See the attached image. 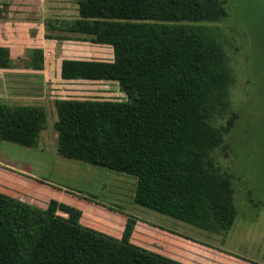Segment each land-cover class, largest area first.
Instances as JSON below:
<instances>
[{
  "label": "trees",
  "instance_id": "16d2710c",
  "mask_svg": "<svg viewBox=\"0 0 264 264\" xmlns=\"http://www.w3.org/2000/svg\"><path fill=\"white\" fill-rule=\"evenodd\" d=\"M223 1L77 0L78 17L60 29L109 45L113 58H64L60 76L116 82L124 97L54 100L56 154L133 176L135 205L207 230L234 219L201 161L219 135L208 120L223 103L229 71L200 24L225 17ZM9 65L0 46V68ZM45 125L41 106L0 101V150L3 141L36 146ZM80 217L54 199L40 207L0 192V264H185L133 243V216L119 238Z\"/></svg>",
  "mask_w": 264,
  "mask_h": 264
},
{
  "label": "rangeland",
  "instance_id": "374dc122",
  "mask_svg": "<svg viewBox=\"0 0 264 264\" xmlns=\"http://www.w3.org/2000/svg\"><path fill=\"white\" fill-rule=\"evenodd\" d=\"M6 1L0 0V6H4ZM42 2L58 8L65 6V11L53 14L78 17L77 0ZM223 5L227 11L225 17L200 24L209 37L221 45L224 64L229 71L223 103L208 120L209 128L213 133L217 130L219 135L215 133L213 145L204 153L201 161L207 182L223 198L222 201L233 206L234 219L228 229H222L217 222L212 221L207 230L135 205L132 198L136 180L133 176L56 154L57 133L53 126L57 118L54 107L56 97L122 99L124 94L119 91L116 82H102L100 90L94 84L81 81L51 82L45 76L42 77L40 71H27L32 69L27 58L23 63L11 61L10 67L14 64V67H19V71L11 73L7 78L0 76V80L6 82L0 91H4L6 86L8 92L12 93L7 102L0 101L11 105H25L34 101L46 111V125L34 147L3 141L0 163L12 165L14 168L10 172L16 174L17 169L30 170L37 178L51 182L45 184L53 186L51 188L57 184L64 187L65 192L80 198L97 200L102 205H119L121 211L125 209L131 214L128 215L138 219L134 240L162 253L176 256L181 254L180 258L187 264H264V0H224ZM65 17L48 19V22L54 23L53 26L51 23L50 27H45L46 34L64 32L60 29V21L75 19ZM64 33L59 36L72 40L83 36L88 48L93 43L88 34ZM33 50H26V55L28 52L33 54ZM87 53L91 54L87 55L90 59L95 60L108 61L113 58L111 47L107 44L98 43L96 48L92 47ZM32 59L36 62L37 56L33 54ZM97 90L102 93H97ZM32 96L37 98L31 99ZM69 163H83L88 168L77 173L84 177L78 179V186L74 181L63 180L69 173ZM1 167L3 165L0 164ZM0 176V191L10 190L28 203L42 206L48 204V200L42 198L32 199L35 196L24 191L26 188L21 184L20 188L7 187L8 184H15L11 174L6 173L5 176L0 172ZM79 180H83L84 184L79 183ZM32 188L30 186L27 190L38 193ZM104 210L103 213L99 209L86 213L84 223L99 230L115 232L124 221L118 216L112 217V214ZM57 213L64 215L61 211ZM179 240L182 242V251L174 247L180 246Z\"/></svg>",
  "mask_w": 264,
  "mask_h": 264
},
{
  "label": "crops",
  "instance_id": "0c3cea01",
  "mask_svg": "<svg viewBox=\"0 0 264 264\" xmlns=\"http://www.w3.org/2000/svg\"><path fill=\"white\" fill-rule=\"evenodd\" d=\"M42 1L43 0H7L4 6H2V7L0 6L1 7V10H0V46L8 49L10 62L12 61V63H14V62L23 63V61L27 58V60H29V66L32 69H29V70L24 69V68L23 69L27 70L29 72H35L34 70L40 71L41 76L42 75L45 76L46 80L50 79L51 82H53V81L56 82L59 80H61V81H81V82H86L89 84L90 83L94 84V87L98 88V90L102 89L101 88L102 85H100V83L107 82V81L64 80L61 78L60 66H61L62 59H64V58L90 59V57L87 56L90 53H87V51L92 49V47L96 48V45L98 43H90L89 45L91 47H89L90 48L89 49L87 46H85V45H87V42L85 41L83 36L82 37L77 36L78 38H75L73 40L69 39V38H64L65 36L64 37L60 36V38H57V37H55L56 34L57 35H64L65 34L64 32H57V31H55V33L49 32V34L51 33V35H53L54 37H49V38L46 37V33H47L46 28H45L46 22H48V19L50 20L51 17H52V19L53 18L54 19L55 18L64 19L63 17H65V16L63 14H62L63 16H59V15H56L53 13H58V12L62 13L63 11H65L64 10L65 6L62 5L59 8L51 6V5L48 6V5H44ZM8 2H10V3H8ZM76 16L77 15L71 16V17H65V18H76ZM66 37H68V36H66ZM70 38H72V37H70ZM79 39H81V40L77 41ZM74 42L81 43V44H74ZM28 49H34V50L36 49V50L41 51V55L37 56L36 62L33 61V59H32V55L34 54V52H32L33 54L28 52L26 55V50H28ZM111 50H112V48H111ZM89 56H91V54ZM112 57H113V53H112ZM39 61L41 62V65H42L41 69H35L34 67H32V64H34V63L38 64ZM108 61H110V60H108ZM18 68L19 67H17V66L14 67V64L11 67L9 65V67L0 68V76L2 75L4 78H7L10 76L11 73H15V72L19 71ZM2 72H4V73H2ZM5 83L6 82H2L0 80V89H2V85ZM5 90H6V92H4ZM4 91L3 90L0 91V100L7 102L8 101L7 99L11 98L10 95L12 93L8 92V89L6 86H4ZM30 91H33V90H30ZM97 93L101 94L102 91L101 92L98 91ZM34 98H37V97L32 96L31 99H34ZM56 98L58 99V98H62V97H56ZM63 98H65V97H63ZM67 98H70V97H67ZM25 105H38V104H35V102L32 101V102L25 104ZM6 142H8V141H6ZM58 159H60V158H58ZM34 163H37V162L34 161ZM0 164L3 165V167H1V169H0V172L4 173L5 176H6V173L11 174L12 178L15 180L14 185L8 184L7 187H13V188L19 187L20 188L19 184H21L23 188H26V189H24V191L30 192V194L35 196L32 199L42 198V199L48 200V202L51 199H54V200H57L59 202H63V203L75 206L81 210L80 222L85 226L91 227L88 224L84 223L86 220V217H87V215H85V214L88 212H93V211H95V209H99L102 213H103V210L105 209L104 211H107L108 214L109 213L112 214V217H114V218H115V216H118L120 219H122L124 221V223L121 224V227L119 226V228L116 229L115 232H107V230H99V229H97V230L104 232L108 235L117 237V238L121 237L124 225H125L126 220H127V215L130 214V212L126 211L125 209H122V211H121V207L119 205L103 203V205L110 206V208L108 207L109 209H106V208H104L106 206H103L102 202L97 201V200L93 201V199H90V200L87 199L86 200V198H80L79 196L71 194L70 192L67 193V192H65L64 187L59 186L57 184H55L56 185L55 188H51L53 186L45 185L46 183L49 184L51 182L37 178L35 173L30 171V170L17 169L16 172L18 174H16V173L10 172L11 169L14 168L12 165H10L8 163H0ZM87 164H89V163H87ZM68 165L69 166H67V168L69 169L68 170L69 173L63 177V180H65L66 182L74 181L78 186L79 185L78 179L80 177H83L82 176L83 174H77V173H79L82 170H86L88 168L83 163H77V165H73V164L69 163ZM98 171L103 172L102 170H98ZM66 173H67V171H66ZM116 173H119V172H116ZM1 176H2V174H1ZM1 176H0V178H1ZM36 179H38V181L40 183L37 182ZM42 183H44V184H42ZM79 183L84 184V181L79 180ZM30 186L33 187L32 189L36 190L38 193H34L31 190L28 191L27 189ZM0 192L25 201L23 198L11 193L10 190H6L5 192L0 191ZM36 200L41 201L39 199H36ZM132 200H133V198H132ZM116 203H118V202H116ZM31 204H34V202ZM34 205H37L40 207H46L47 206V205L46 206L38 205L37 203H35ZM137 220L138 219H136V223L134 225V229H133V232L131 235V241L133 243L140 245V246H143V247L150 249L152 251L158 252L164 256H167V257H170L172 259H175V260H178V261L185 263L183 261V259L180 258L181 254H178L179 256L178 255L176 256V255H172V254L165 253V252L162 253V252H159L158 250H155L153 248L146 246V244L141 242V241L134 240V238H135L134 233H135V231H137V226L139 225ZM91 228H93V227H91ZM94 229H96V228H94ZM146 229L151 231L150 228H146ZM158 230L164 231L163 228H161V229L158 228ZM166 232L167 231H165V233ZM167 233L169 235L172 234L170 232H167ZM165 236H162V237H165ZM172 236H174V235L172 234ZM140 239H141V237H140ZM170 239H171V237H170ZM158 241H162L166 244L169 243V242H166V240H162V239L161 240L159 239ZM181 243L182 242L180 241V246L174 245V247H177L180 251H182ZM163 247L166 249L165 245H163ZM185 264H187V263H185Z\"/></svg>",
  "mask_w": 264,
  "mask_h": 264
}]
</instances>
